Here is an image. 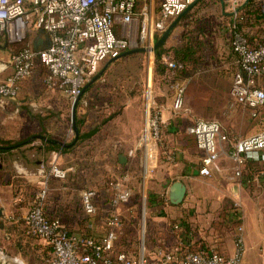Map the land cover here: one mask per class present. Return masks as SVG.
Wrapping results in <instances>:
<instances>
[{"label":"built area","instance_id":"2783aa9c","mask_svg":"<svg viewBox=\"0 0 264 264\" xmlns=\"http://www.w3.org/2000/svg\"><path fill=\"white\" fill-rule=\"evenodd\" d=\"M195 1L0 0V40L18 46L10 53L11 73L0 81V97L15 99L21 82L40 65L46 70L43 77L46 87L59 90L74 103L103 62L118 58L127 51L132 39L136 44L152 46L154 38ZM244 1L231 0V10L236 11ZM34 30L47 35L45 46L34 47L28 42L29 32ZM230 46L237 70L232 77L229 96L247 108L250 117L257 118L264 106V89L259 85V80L264 77V43L251 45L241 32L232 30ZM165 64L170 68L181 67V64L170 60ZM178 91L181 93L182 88L179 87ZM180 105L178 94L175 108ZM160 122V114L149 102L144 126L135 144V150L142 153L144 175L151 170L159 155ZM187 132L203 152L199 174L210 175L218 160V143L227 137L221 133L219 123L201 119L193 122ZM262 150L264 128L248 137L236 139L230 153L235 165L234 177H241L246 160H264V154L260 153ZM49 176L65 179L66 171L53 163ZM110 191V210L106 220L109 229L101 236L70 232L60 219L48 218L44 211L46 188L37 193L23 216V222L26 235L41 239L50 246L51 251L44 264H243L241 225L236 229L234 250L230 255L203 246L180 252L156 245L151 250L152 255L143 244L133 255L126 249L117 248L122 224L115 211L132 194L127 176L115 181ZM80 196L83 212L88 216L94 215L95 191L84 189Z\"/></svg>","mask_w":264,"mask_h":264},{"label":"rangeland","instance_id":"374dc122","mask_svg":"<svg viewBox=\"0 0 264 264\" xmlns=\"http://www.w3.org/2000/svg\"><path fill=\"white\" fill-rule=\"evenodd\" d=\"M157 2L158 0H155V3ZM231 8V5L229 9L226 8L225 10L222 7L220 8L219 5H210V7L200 11L197 9L189 11L188 17H184L187 11L164 42V49L168 51V56L163 57L164 62L170 59L171 49L181 47L187 38L199 35V39L205 42L206 48L203 49L204 52H201L204 62L198 72L190 79H178L176 78V73L169 70L158 73L161 70L160 66L164 65V63L161 62V65L160 63L159 65L155 63L152 46L157 41L156 38H159L161 34L154 38L153 45L150 47L146 44H136L134 39H132L127 51L141 48L144 50L121 55L112 62H103L98 67L96 74L104 66L105 69L92 82L90 90L79 101V105L75 106V117H78L83 122L81 130L86 132L90 129L98 128V131L93 138L75 148L72 155L67 154L55 159L59 167L62 168L70 167L76 163L83 167L88 162H99L98 167L95 165V176L84 172L79 175L80 178H77L76 174H74L75 172L70 171L66 179L63 180L66 185L72 188L68 192V199H71L74 204L78 205L80 203L81 205L80 190L88 188L96 191L97 196L94 198L95 214L88 216L81 209L85 224L89 219H91L90 222L97 223L103 213L107 215L110 210V195L108 193L110 186L117 178L122 176L121 172L131 171L128 168L123 171L111 168L112 172H108L106 175L99 174V171L103 170V164L106 165V163H102V159H106V156H109L107 163L111 166L116 165L119 154L123 155L125 152L127 156L129 155V149L124 148L125 139L133 140L130 143L136 142L141 134L145 117H141L142 122L136 130L134 128V110L132 111V122L129 121L127 115H122L121 113L124 105L131 98L135 97L134 102L139 104L137 108L139 106L145 108L151 102V106L159 114L161 109L165 112L164 118H161L160 122L159 158L172 157L177 152L176 149L183 145V142L193 141V137L188 134L187 128L196 120L216 121L217 123L225 120L226 123L230 118L231 112L240 108L229 96L232 77L237 70L236 58L230 46L232 25L229 16L231 13L235 15V11L233 12ZM17 47L0 40V64H6L11 50H15ZM227 62L233 63L231 65ZM230 65L233 69L230 74H226L225 71L230 69ZM45 73V68L41 66L40 71L34 70L32 75L27 78L29 79L28 83H30L26 84L27 89L31 87L33 90L23 92L19 100L10 104L14 113L9 114V116H11L13 121L9 125L0 124V140L18 141L28 138L33 141V135L46 134H50L64 143L72 140L74 137L72 126V107L74 103L68 98L65 97L61 101V108L59 109H47L43 105L31 107L28 103H22L26 102L30 97L33 99L34 96L38 97L44 93L47 89L43 82ZM179 87L182 88L181 93L178 91ZM178 94L181 97V105L175 108ZM130 95L133 97H130ZM137 117L139 118V114H137ZM43 120H45L44 123L49 124V132L41 129ZM259 121V118L252 119L253 124L251 127H254L255 131L261 129L262 125ZM231 122L239 123L238 120ZM33 147H36V145L18 149L17 151L20 152L19 156L28 155L32 162L36 159H41V156L34 153ZM163 151L165 152L162 153ZM190 151L194 156H200L198 151L196 152L192 148ZM90 157L93 160H90ZM132 163L133 166L130 168L137 169L132 173L134 182V185L132 184V194L126 202L119 204L115 211L123 227V230L122 228L120 229L121 234L116 242V247L125 248V246H132V248L134 247L133 251H131L132 255L139 252L142 244H144L148 252L154 247V243H160L159 245L164 249L174 250L175 247L168 245V241L171 240L169 236L165 238L158 235L157 238H153L152 232L154 234L156 229L159 230V226L155 219L157 216L150 209V204L156 199L157 193L152 192L147 186L144 187L145 183L140 172L139 154L135 156ZM30 170H32L31 166L29 167ZM15 171V168L9 166L0 172V181L2 183L7 181L9 183L12 182L14 185L13 196H16V194L22 195L19 198V200L21 199L20 201L12 202L14 217L18 218L16 224L15 222L9 223L7 218L2 221L8 231L11 226L13 229L17 226L15 230L18 236L16 235L17 237L14 236V238L9 236V240L6 242L2 241L3 237L0 238V264L3 258L19 259L23 264H38L42 259L40 255L33 254L31 247L27 244L28 240L24 238L26 235L25 226L19 207L27 202L28 195L34 201L44 182L43 186L45 187L46 185L55 186L58 183L49 175L42 183L41 181L31 183L25 179L24 174L21 175ZM45 171L44 168L42 173ZM35 172L37 171L35 170ZM102 175L104 176L103 181L101 180L102 177H100ZM86 180L90 183L88 184ZM128 185L130 186V182H128ZM51 196L55 197L57 194H51ZM143 223L145 224L144 238L142 235ZM24 240L25 242H23ZM15 264L17 263L15 262Z\"/></svg>","mask_w":264,"mask_h":264},{"label":"crops","instance_id":"0c3cea01","mask_svg":"<svg viewBox=\"0 0 264 264\" xmlns=\"http://www.w3.org/2000/svg\"><path fill=\"white\" fill-rule=\"evenodd\" d=\"M230 1L231 0H196L195 4H199L197 5V10L199 11L210 7V5H219L220 8L222 7L225 10L226 8L229 9L231 5ZM231 16L232 15L229 16L230 19ZM28 42L34 47L45 46L47 44L46 34L39 30L30 31L28 35ZM9 57L6 64H0V81L5 79V77L12 71ZM227 63L232 65L233 62ZM231 65L230 69L225 71L226 74H230L233 69ZM36 68L37 69L34 70H41L40 65ZM28 81L29 79L26 78L21 82L15 99H4L0 97V113L2 116H0V124L4 123L5 125H9L10 122L13 121L11 116H9V114L14 113L10 104L19 100L23 92L33 90L31 87L27 89L26 84ZM259 85L264 89V77L259 80ZM134 98H131L124 105L121 113L122 115H127L129 121L132 122V111L134 110V128L137 130L142 122L141 117L144 118L146 115L147 105L145 108H141L140 106L137 108V105L139 104L138 102H134ZM31 99L32 97L27 100L28 102L26 101L22 103H28L31 107L43 105L47 109H59L61 108V101L65 99V96L59 90L47 87L43 94L38 97L34 96L33 99ZM18 103L20 102L18 101ZM237 107L240 108L231 112L229 116L230 118L226 121V123L225 120L219 123L221 133L224 134L227 139L225 141H219L218 143V160L212 166L210 175H201L198 172L203 153L198 150L193 138V141L191 142H183V145L176 149L177 152L174 156H167L163 158L158 157L157 161L147 174H143L142 167L140 172L142 180L145 183L144 187L147 186L152 192L157 193L156 199L154 198L155 200H151L152 202L150 204V209L154 212V215L157 216L155 219L157 220V224L159 226V230L156 229L154 234L152 232L153 238H157L158 235H160V237L164 236L165 238L169 236L171 240L168 241V245L175 247L174 249H178L180 252L193 250L199 246H203L212 248L223 255H230L234 250V235L236 229L239 225H241L244 240L243 264H264V160L249 159L259 168V171L257 173L255 172L257 174L256 176L254 173V175H252L247 182L243 183L240 178L234 177L233 169L235 165L230 158V153L236 139L248 137L264 128V106L261 108L257 116L262 126L261 129L256 131L254 127H251L253 124L252 119L254 118L250 117L248 109L241 105H238ZM160 111L161 118H164L165 112L163 109ZM137 114H139V118L137 117ZM236 120H238L239 123L231 122ZM44 122L45 120L41 123V129L49 132V124ZM81 132L83 131L81 130ZM93 136L91 138H93ZM47 137L52 138L55 142L60 141L52 137L50 134L33 135L32 138L34 140L32 142L19 148L23 149L25 146H34L35 144L36 147H33L35 151L34 153L41 156V159H36L33 162L29 159L30 156L28 155L19 156L20 152L17 151L18 149H12L7 153H1L0 172L4 171L9 166H12L16 169L15 172L20 173L21 175L24 174L25 179L28 182L33 183L35 181H41L42 183V181L49 175L50 166L53 163L58 165L55 161L57 157H62L67 154L72 155L75 148L79 147V145L85 141H88L85 140L83 142H78L71 152L61 153L60 151L47 150L45 146ZM131 141L133 140L125 139L124 148H128L129 152L133 150L132 154L127 156V153L124 152L122 155L125 158L124 162H120L118 159L119 156H117L118 161L116 162V165L113 166L107 163L109 156H106V159H102V163H106V165L103 164V170L99 171V174L106 175L108 172H112L111 168L113 170L118 169L119 171H123L128 168L131 171L127 170L121 173L122 176H127L128 182H130V186L133 191L132 184L134 182L132 180V173L136 168L131 169L130 167L133 166L132 162L137 154H139L141 163L142 153L139 150H135L136 142L134 141L130 143ZM60 145L62 146V144ZM191 148L196 152L198 151L200 156H194L190 151ZM164 152L165 151L162 153ZM260 153L264 154V150L260 151ZM90 160H93L92 157H90ZM45 164L47 165L45 166ZM95 165L98 167L99 162H88L86 165H83V167L80 166L79 163H76L75 165H71L67 168H60L66 171V177L67 174H69L68 172L71 171L75 172L74 174H76L77 178H80L79 175L84 172L95 176ZM30 166L32 167V170L29 171ZM44 168L46 171L42 173ZM35 170L37 172H35ZM50 177L52 179L54 178L52 176ZM100 177H102L101 180L103 181L104 176L102 175ZM118 179L119 178H117V180ZM54 180L57 181L58 185H46L45 187L43 186L44 182L41 187L46 188V198L44 201V211L46 216L50 219H60L70 232L81 234L87 233L86 235L93 236L103 235L109 229L106 225L107 215L104 213L102 214L103 216L98 221L101 225H99L98 222H90L91 219H89V221L85 224V218H83L84 215L81 210L82 204H74L71 199H68V192L72 188L69 185H66L63 181L64 179L54 178ZM176 180L181 181L186 188L183 201L179 205L171 204L167 194L168 187ZM86 182L88 184L90 183L88 180H86ZM13 186L12 182L9 183L5 181L2 183V181H0V208L2 209V216L0 217V238L3 237L2 241L5 242L9 240V236L13 238L14 236H18L15 230L17 227L15 224L18 218L14 217L15 215L13 213L14 210H12V202L16 203L17 201H20L21 199L19 200V198L22 195L16 194V196H13ZM82 190H80V194ZM108 193L111 196L110 188ZM51 194H57V196L52 197ZM27 198V202L19 207L22 218L33 202L29 195ZM6 218L9 219V223L15 222L14 226L16 227L14 229L11 226L9 231L6 230L2 223V221ZM142 225L144 228L145 224L143 223ZM175 225H177L178 228H174ZM143 228L142 235L144 238L145 228ZM24 238L28 240L27 244L31 247L33 254L36 253L41 256L40 258L42 261L40 260V263L38 262V264H44L50 254V246L45 241L35 237L25 235ZM23 242H25V240ZM133 248L132 246H125V248L122 249H126L131 252L133 251ZM150 252L151 251L148 253L150 254ZM10 260L11 259L9 258H3L1 260V264H4V262L5 264H15V262L17 264H23L19 261V259Z\"/></svg>","mask_w":264,"mask_h":264},{"label":"trees","instance_id":"16d2710c","mask_svg":"<svg viewBox=\"0 0 264 264\" xmlns=\"http://www.w3.org/2000/svg\"><path fill=\"white\" fill-rule=\"evenodd\" d=\"M197 5L199 4H194L188 10L184 17H188L187 14L189 13V11H194L195 9H197ZM231 15V31L237 30L241 32L247 38L248 42L251 45L255 46L257 44L264 43V0H246L242 5L236 7L235 15H233L232 13ZM199 33L201 32L199 31ZM198 36L199 35H196L193 38H187L184 40V43L181 47H174L171 49V56L169 60L181 64L180 68H170L165 64L163 57L168 56V51L164 49V43L160 47L155 49V63L158 65L159 63L161 65V62L164 63V65L160 66L161 70L158 73H163L165 72V70H169L176 73V78L182 80L189 79L194 76L204 62V58L202 57L201 52H204L203 49L206 48L205 42L203 40H200ZM157 39L158 37L156 38V40ZM91 84L83 90L82 94L80 95V99L75 105L76 107L79 105V101L91 88ZM75 124L79 132L77 141L73 142V137L69 143L61 146L52 138L47 137L45 141L47 150L60 151L61 153L71 152V150L75 147V145H77L78 142L90 140L91 137L98 131V128H94L86 132H81L83 122L78 117L75 118ZM30 142L32 141H30L28 138L18 141L0 140V154L7 153L12 149H19L20 147ZM258 171L259 168L252 161L246 160L244 162L242 175L240 177L241 181L243 183L247 182V180L250 179V177ZM256 173L255 176L257 175ZM159 244L160 243H154L153 246Z\"/></svg>","mask_w":264,"mask_h":264},{"label":"water","instance_id":"95a60500","mask_svg":"<svg viewBox=\"0 0 264 264\" xmlns=\"http://www.w3.org/2000/svg\"><path fill=\"white\" fill-rule=\"evenodd\" d=\"M195 4V2L191 3L190 5H188V7L179 15L177 16L169 25L168 27L163 31V33L161 34V36L157 39V41L154 43V45L152 46V50L154 51L155 49H157L158 47H160L168 38L170 32L172 31V29L175 27V25L179 22V20L181 19V17ZM47 37V35H46ZM143 51L144 49H134V50H129V51H125L123 52L121 55H125V54H129L132 53L133 51ZM120 55V56H121ZM116 59V58H115ZM115 59H109L107 62H112ZM105 66L92 78V80L84 87V89L86 87H88L92 82H94L104 71ZM83 89V90H84ZM80 99V96L76 99V101L73 104L72 107V126H73V131H74V139L73 142L78 140V136H79V132L77 130L76 124H75V105L77 103V101ZM59 144L65 145L64 143L60 142V141H56ZM68 146V145H67ZM124 157L122 155H119V160L120 162H124ZM1 160V157H0ZM1 167V164H0ZM186 193V188L185 185L179 181L176 180L174 181L169 187H168V199L169 202L173 205H179L181 204V202L183 201V198L185 196ZM2 216V209L0 208V217Z\"/></svg>","mask_w":264,"mask_h":264}]
</instances>
